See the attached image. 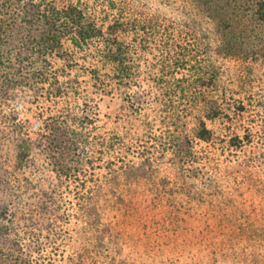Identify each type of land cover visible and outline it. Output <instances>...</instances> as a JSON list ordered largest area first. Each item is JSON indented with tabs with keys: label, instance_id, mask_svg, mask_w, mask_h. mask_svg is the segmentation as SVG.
Wrapping results in <instances>:
<instances>
[{
	"label": "rangeland",
	"instance_id": "obj_1",
	"mask_svg": "<svg viewBox=\"0 0 264 264\" xmlns=\"http://www.w3.org/2000/svg\"><path fill=\"white\" fill-rule=\"evenodd\" d=\"M96 7L101 11L105 5ZM142 57L143 88L114 83L103 92L88 73L75 70L79 93L51 97L29 88L13 97L0 93V260L68 264L82 241L100 237L110 225L126 264H264V82L257 83L253 105L235 123L251 141L230 156L222 147L197 144L199 158L181 168L161 141L168 127L164 87L152 78L160 74L158 66L148 68L160 55ZM218 62L232 87L237 73L248 71L231 58ZM135 90L147 100L140 111L128 100ZM62 119L86 139L83 162L96 166L97 177L104 179L113 162L131 166L110 185L120 199L111 192V202L95 206L102 213L94 220L80 208L76 181L60 178L40 143L46 124ZM214 126L227 133V125ZM22 142L25 158L19 155ZM147 150L154 157L144 160L141 151ZM207 211L215 214L209 223Z\"/></svg>",
	"mask_w": 264,
	"mask_h": 264
},
{
	"label": "trees",
	"instance_id": "obj_2",
	"mask_svg": "<svg viewBox=\"0 0 264 264\" xmlns=\"http://www.w3.org/2000/svg\"><path fill=\"white\" fill-rule=\"evenodd\" d=\"M101 2L105 8L99 11L96 5ZM146 52L160 55L148 68L160 69L152 78L164 87L163 120L168 127L161 141L164 150L173 152L174 163L192 166L200 143L222 147L230 156L251 141L249 134L236 131L235 123L253 105L257 83L264 82V0H0L4 95L13 97L24 88L51 97L79 93L81 80L75 70L88 73L93 87L103 92H110L114 83L143 88L140 63ZM220 57L235 60L243 70L248 67L237 73L236 87L224 79ZM256 68L263 71L260 76ZM140 92L128 94L137 111L147 101ZM218 122L227 125L226 134L215 128ZM42 136L40 143L60 178L76 181L86 219L102 213L95 212V206L111 202V192L120 199L110 185L115 176L127 175L130 164L116 167L113 162L106 165L104 179L97 177L96 166L83 162L86 139L67 119L47 123ZM23 142L19 155L25 158ZM74 153L79 158H72ZM148 153L141 151L144 160L152 156ZM206 214L209 223L215 214ZM111 228L99 239L82 241L68 264H126ZM2 263L7 264V258Z\"/></svg>",
	"mask_w": 264,
	"mask_h": 264
}]
</instances>
